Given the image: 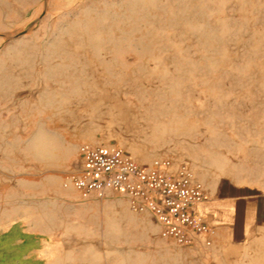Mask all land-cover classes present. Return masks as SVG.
Listing matches in <instances>:
<instances>
[{
    "label": "rangeland",
    "instance_id": "1",
    "mask_svg": "<svg viewBox=\"0 0 264 264\" xmlns=\"http://www.w3.org/2000/svg\"><path fill=\"white\" fill-rule=\"evenodd\" d=\"M83 144L264 184V0H0V264L220 262L78 192Z\"/></svg>",
    "mask_w": 264,
    "mask_h": 264
},
{
    "label": "built area",
    "instance_id": "2",
    "mask_svg": "<svg viewBox=\"0 0 264 264\" xmlns=\"http://www.w3.org/2000/svg\"><path fill=\"white\" fill-rule=\"evenodd\" d=\"M80 155L72 182L82 195L116 190L132 210L153 215L164 238L181 246L211 244L212 227L197 209L210 195L188 162L158 157L145 165L122 148L90 144L81 145Z\"/></svg>",
    "mask_w": 264,
    "mask_h": 264
},
{
    "label": "crops",
    "instance_id": "3",
    "mask_svg": "<svg viewBox=\"0 0 264 264\" xmlns=\"http://www.w3.org/2000/svg\"><path fill=\"white\" fill-rule=\"evenodd\" d=\"M231 186L221 183L215 189L206 187L210 197L197 208L212 227L208 248L212 260L220 261L213 264L246 261L252 247L259 256L264 251V184L237 193L228 192Z\"/></svg>",
    "mask_w": 264,
    "mask_h": 264
}]
</instances>
